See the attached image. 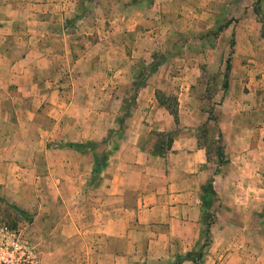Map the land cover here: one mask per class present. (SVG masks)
Instances as JSON below:
<instances>
[{
  "label": "crops",
  "instance_id": "obj_1",
  "mask_svg": "<svg viewBox=\"0 0 264 264\" xmlns=\"http://www.w3.org/2000/svg\"><path fill=\"white\" fill-rule=\"evenodd\" d=\"M66 1L0 0V126L9 127L0 138V191L11 190L8 199L31 211L34 264H173L195 249L206 227L204 212L212 219L202 259L213 264L222 252V264H264L261 80L239 108L231 109L227 95L216 105L223 159L210 164L197 141L195 115L201 112L191 81L182 88L185 102L177 100V124L145 94L123 124L114 118L113 103L104 112L93 110L97 104L80 97L83 73L73 75L71 95H58L56 62L74 58V45L68 27L60 22L55 29L50 20L76 12H67ZM113 34H100L95 49L130 47L134 53L129 37L114 40ZM153 73L157 81L163 76ZM115 76L125 81L134 72L120 69ZM156 88L141 91L153 96ZM119 125L116 146L103 151L102 141ZM171 131L168 148L156 151L154 133ZM87 142L94 147L68 146ZM99 159L103 165L94 172ZM207 183L213 196L205 208Z\"/></svg>",
  "mask_w": 264,
  "mask_h": 264
},
{
  "label": "rangeland",
  "instance_id": "obj_2",
  "mask_svg": "<svg viewBox=\"0 0 264 264\" xmlns=\"http://www.w3.org/2000/svg\"><path fill=\"white\" fill-rule=\"evenodd\" d=\"M257 4L258 16L252 10ZM64 6L68 7L67 12H76H71L70 16L61 12L62 15L53 17L50 23H55V29L60 22L68 27L74 58L56 62L60 75L56 80L62 86V91L57 90L58 95H71L68 87L73 75L83 73L85 75L79 79L83 87L82 100L96 103L90 108L103 112L105 105L110 107L113 103L114 118L123 124L144 94L146 99L152 101L154 98L161 108L157 100L170 109H176L178 116L177 100L185 102L182 88L188 90L187 85L191 81L192 95L201 112L195 115L199 121L198 144L204 147L210 164H216V159L222 161V139L214 123L216 105L220 104L223 95H227L231 109L239 108V100L249 97L250 89L258 80L264 89V0H67ZM59 7H62L61 3ZM95 24L99 26L98 30L94 28ZM105 31L109 37L113 31L114 40L129 37L135 44L134 53L130 47H114L111 51L106 45L95 49L94 43ZM101 38L102 41L106 39ZM230 41L233 42L231 46ZM57 47L56 52L63 53L62 45ZM137 52L136 58L129 62L130 55ZM227 58L230 68L224 79ZM162 59L165 63L160 67L158 64ZM120 69L131 70L134 76L125 81L118 79L115 72ZM154 71L158 75L163 74L159 81ZM223 81L226 82L225 90L221 87ZM153 84L157 87L153 96L150 92L141 91L144 86ZM257 97H261L264 105L263 90ZM138 116L141 117L142 113ZM122 128L123 125L116 126L104 138L103 151L116 146ZM7 131L8 126H0V138L5 137ZM172 132L165 136L155 132L156 145H168ZM3 142L0 140V145ZM156 145V151L168 148L165 145V148H156ZM83 146L92 148L94 144L87 142ZM215 167L212 166V170ZM11 192L0 191V229L19 238L30 251L31 258L20 264H34L37 257L33 245L37 239L31 236L32 214L8 199ZM206 215L203 214V221ZM205 242L202 234L195 243L194 253L200 250L204 256L207 250ZM201 261L211 263L206 257ZM222 262L220 252L213 258V264Z\"/></svg>",
  "mask_w": 264,
  "mask_h": 264
},
{
  "label": "trees",
  "instance_id": "obj_3",
  "mask_svg": "<svg viewBox=\"0 0 264 264\" xmlns=\"http://www.w3.org/2000/svg\"><path fill=\"white\" fill-rule=\"evenodd\" d=\"M253 10V13L256 15V16H258V13H259V7H258V4L256 5V6H254V8L252 9ZM264 24V23H263ZM233 44V42L232 41H230V46ZM230 68V64H229V58H227L226 59V61H225V73H224V75H223V77H224V79L226 78V75H227V71H228V69ZM221 87H222V89L223 90H225L226 89V82L225 81H223V83H222V85H221ZM157 102H158V104H160L163 108H164V110L168 113V115H170L171 117H172V119H173V121H174V124H177V122H178V116H177V111H176V109H170L168 106H164L163 104H161V103H159L160 101L159 100H157ZM175 105H176V103H174ZM170 141H171V137H170V139H169V142H168V145H165L164 143L163 144H161V145H156V148H160V147H163L164 145L166 146V147H168L169 146V143H170ZM84 144H86V143H84ZM70 148H73V149H76V150H83L84 149V146H83V144H69L68 145ZM163 148H165V147H163ZM165 149H161V150H157L158 152H163ZM103 165V163H102V161H100V162H97V161H95L94 162V166H93V171L94 172H98L99 170H100V168H101V166ZM203 193H204V196H205V198H206V200L204 201V203H203V206L205 207V208H208L209 207V205H210V200H211V198H212V196H213V191H212V189H211V186H210V184L209 183H207L204 187H203ZM205 214L207 213V212H204ZM204 218V217H203ZM211 215L209 214V213H207V215H206V218H205V220L203 221L205 224H206V227H205V231H204V233H203V235L205 236V240H206V242H205V244L204 245H208V243H209V238H208V235H207V232H208V224H209V222L211 221ZM203 220V219H202ZM205 246V247H206ZM195 250V249H194ZM194 250H191V251H188V252H186L183 256H176L175 258H174V262H173V264H182V262H184V261H187V262H189V263H191V264H198V263H200L201 262V260H202V258H203V255L201 254V251L200 250H198L197 251V253H194Z\"/></svg>",
  "mask_w": 264,
  "mask_h": 264
},
{
  "label": "built area",
  "instance_id": "obj_4",
  "mask_svg": "<svg viewBox=\"0 0 264 264\" xmlns=\"http://www.w3.org/2000/svg\"><path fill=\"white\" fill-rule=\"evenodd\" d=\"M27 246L12 233L0 229V264H20L29 260Z\"/></svg>",
  "mask_w": 264,
  "mask_h": 264
}]
</instances>
